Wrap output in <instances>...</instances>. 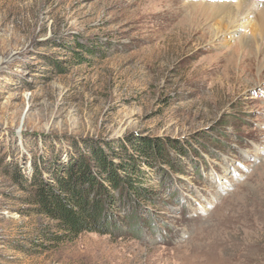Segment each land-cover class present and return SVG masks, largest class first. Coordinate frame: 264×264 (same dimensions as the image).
Segmentation results:
<instances>
[{
	"label": "rangeland",
	"instance_id": "374dc122",
	"mask_svg": "<svg viewBox=\"0 0 264 264\" xmlns=\"http://www.w3.org/2000/svg\"><path fill=\"white\" fill-rule=\"evenodd\" d=\"M235 3L0 0V264H264L255 14L210 11ZM85 163L146 197L107 187L114 228L71 235L35 189Z\"/></svg>",
	"mask_w": 264,
	"mask_h": 264
},
{
	"label": "trees",
	"instance_id": "16d2710c",
	"mask_svg": "<svg viewBox=\"0 0 264 264\" xmlns=\"http://www.w3.org/2000/svg\"><path fill=\"white\" fill-rule=\"evenodd\" d=\"M141 155L143 158L145 157L143 162L150 163L152 160L149 158L153 157L154 153L145 150ZM99 165L102 166V163L100 162ZM87 166L86 163L84 165L79 164L75 168L78 170L76 173L72 171L74 168H69L67 180H62L61 184L59 183L61 195H54L44 189L42 182L35 189V204H39L40 210L45 215L58 221L61 228L71 235H78L83 232L99 233L101 229L114 228L112 219H108V216L112 215L110 208L113 198L109 197L107 187L118 190L119 197H122V192L125 197L131 195V190L136 194L144 193L143 196L146 197L145 190L140 193L134 184L135 181L133 180L138 178L128 177L126 180H122L113 172L107 175L105 182H102V179L97 176L87 175L84 171ZM103 168L105 170V167ZM132 197L136 198L134 194ZM133 201L136 202V199Z\"/></svg>",
	"mask_w": 264,
	"mask_h": 264
},
{
	"label": "bare ground",
	"instance_id": "6f19581e",
	"mask_svg": "<svg viewBox=\"0 0 264 264\" xmlns=\"http://www.w3.org/2000/svg\"><path fill=\"white\" fill-rule=\"evenodd\" d=\"M236 2L237 3H235L234 6L222 4L221 6H217L216 8L211 7L210 11L213 15H216L220 18L221 25H223L224 23V29L226 30V32H228L229 29H232V33L235 32V29L238 30L240 26H243V24H241V21L246 20L251 15L255 14L256 34L251 36L250 39L245 38L240 46V50H242V53H246L245 57L247 59L257 60L258 72L263 71L264 70V37H263L264 36V1L258 3L251 0H236Z\"/></svg>",
	"mask_w": 264,
	"mask_h": 264
}]
</instances>
